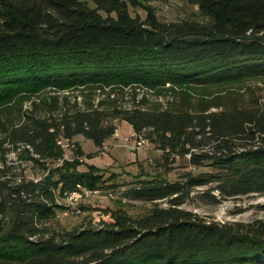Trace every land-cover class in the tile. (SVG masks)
Listing matches in <instances>:
<instances>
[{"label":"trees","instance_id":"1","mask_svg":"<svg viewBox=\"0 0 264 264\" xmlns=\"http://www.w3.org/2000/svg\"><path fill=\"white\" fill-rule=\"evenodd\" d=\"M202 21H161L138 0H0V105L46 87L206 85L264 75V0H187ZM132 107L74 109L31 116L0 131V264H264V221H207L187 210L153 207L139 217L115 215L103 227L44 236L45 222L64 206L65 192L94 187L98 167L78 170L84 154L62 157L59 138L82 135L97 148L117 130L115 120L166 152L209 162L216 172L186 174L189 186L216 182L227 195L264 191V102L208 110ZM42 165L26 179L6 154ZM17 160L20 161V159ZM19 157V158H20ZM160 176L139 180L133 198L156 200L181 191ZM176 196L171 204H177ZM236 225V226H235ZM39 235V237L37 236Z\"/></svg>","mask_w":264,"mask_h":264},{"label":"rangeland","instance_id":"2","mask_svg":"<svg viewBox=\"0 0 264 264\" xmlns=\"http://www.w3.org/2000/svg\"><path fill=\"white\" fill-rule=\"evenodd\" d=\"M138 2L133 9L142 17L145 16V7H150L157 17L165 22L204 20L198 5L187 0ZM251 96L264 102V75L206 85L165 84L155 89L78 85L57 90L49 86L1 104L0 131L3 126L23 123L31 116H56L88 107H98L102 110L132 107L184 110L195 109L197 105L202 104L209 107L208 110H217L228 107L232 100L245 104ZM115 123L117 130L105 140L101 148H97L91 139L76 135L71 139L74 146L64 150V153L72 158L75 148L80 146L84 154L80 156L81 163L77 169L85 170L87 164H93L98 167L101 178L94 187L80 188L82 191L76 196L75 204L68 212L57 210L55 215L45 222L47 230L44 236L53 235L59 239L65 232L74 229L103 227L106 222L113 221L115 215L139 218L153 207L175 206L207 221L238 224L240 227H246L258 220L264 221V191L227 195L215 187L214 181L189 186L186 184L187 173L207 175L216 172V168L209 162L201 166L192 165L188 154L166 152L145 138L141 147L133 148V143L125 140L133 131L131 124L126 120H115ZM18 155L16 153V157ZM19 157L20 161L17 160V166L10 173L22 174L26 179L43 175L42 165ZM55 164L51 162L50 166ZM153 176L181 182L183 187L177 194L154 201L133 198L130 188L136 186L139 180ZM85 189L96 191L87 195ZM176 195L179 202L172 205L171 199ZM84 259L75 257L70 260L71 264H85Z\"/></svg>","mask_w":264,"mask_h":264},{"label":"built area","instance_id":"3","mask_svg":"<svg viewBox=\"0 0 264 264\" xmlns=\"http://www.w3.org/2000/svg\"><path fill=\"white\" fill-rule=\"evenodd\" d=\"M125 140L128 141V142H132L133 143V145L131 147L139 148V147H141L143 145L144 137H143L142 134H138V133L132 131L129 134V136L125 137ZM57 143L60 145V147H62L63 155H62L61 158H59L56 161V164L62 163V161L64 159L76 158L75 156H73L72 158L68 157V155L64 153L65 149L74 146V143H72L71 139L62 138L61 137V138L58 139ZM77 158L80 159V157H77ZM6 161H7L8 164L17 163L16 151H13V150L8 151L7 154H6ZM36 179L37 178H35V180ZM86 191H87V195H88L90 192H92V191L95 192L96 190L88 189ZM76 196L77 195L75 194V192H65L64 195L62 197H60V198H57L56 201L59 204H62L64 206V208H63L64 212H68V210L71 209L74 206Z\"/></svg>","mask_w":264,"mask_h":264},{"label":"bare ground","instance_id":"4","mask_svg":"<svg viewBox=\"0 0 264 264\" xmlns=\"http://www.w3.org/2000/svg\"><path fill=\"white\" fill-rule=\"evenodd\" d=\"M85 190H88V189H85ZM81 191H82V190L79 188V189H77V190H71V191H69V192H75L76 195H79Z\"/></svg>","mask_w":264,"mask_h":264}]
</instances>
